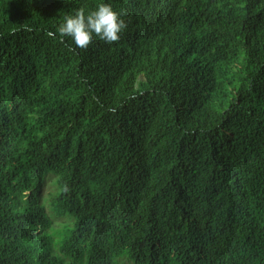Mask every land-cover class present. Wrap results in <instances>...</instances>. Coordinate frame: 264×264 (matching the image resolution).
Listing matches in <instances>:
<instances>
[{
	"label": "trees",
	"instance_id": "trees-1",
	"mask_svg": "<svg viewBox=\"0 0 264 264\" xmlns=\"http://www.w3.org/2000/svg\"><path fill=\"white\" fill-rule=\"evenodd\" d=\"M100 3L123 13L118 42L60 37ZM49 172L74 219L59 254ZM123 254L264 264V0H0V264Z\"/></svg>",
	"mask_w": 264,
	"mask_h": 264
},
{
	"label": "clouds",
	"instance_id": "clouds-1",
	"mask_svg": "<svg viewBox=\"0 0 264 264\" xmlns=\"http://www.w3.org/2000/svg\"><path fill=\"white\" fill-rule=\"evenodd\" d=\"M122 15L106 3L98 4L90 12L80 7L63 17L57 31L60 37L71 38L76 47L84 50L92 44L93 34L105 43L113 44L120 40L121 32L127 27ZM46 35L55 38L56 33L49 31Z\"/></svg>",
	"mask_w": 264,
	"mask_h": 264
},
{
	"label": "rangeland",
	"instance_id": "rangeland-1",
	"mask_svg": "<svg viewBox=\"0 0 264 264\" xmlns=\"http://www.w3.org/2000/svg\"><path fill=\"white\" fill-rule=\"evenodd\" d=\"M244 66V54L241 50L238 51L237 56L228 64L227 69L229 71L228 77L233 80V77L241 74ZM141 77L138 76L137 79ZM234 84L236 80H234ZM233 84V85H234ZM227 86L228 89L232 90L237 86ZM57 178L49 172L45 175L44 185L40 192V203L44 206L46 213L51 219V227L48 230V234L52 238V248L54 254H59L61 242L66 234V230L73 226L74 219L69 215H58L55 212V197L58 193ZM117 264H132L126 257L121 255L117 258Z\"/></svg>",
	"mask_w": 264,
	"mask_h": 264
}]
</instances>
